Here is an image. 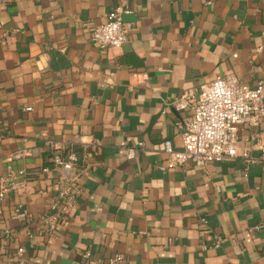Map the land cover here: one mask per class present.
I'll return each mask as SVG.
<instances>
[{
  "label": "crops",
  "instance_id": "1",
  "mask_svg": "<svg viewBox=\"0 0 264 264\" xmlns=\"http://www.w3.org/2000/svg\"><path fill=\"white\" fill-rule=\"evenodd\" d=\"M115 7L132 28L101 48L90 33ZM259 47L264 0H0V176L11 167L24 181L0 201V233L12 234L0 264H16L18 247L29 264H264V120L237 129L250 163L158 168L165 140L182 145L188 110L173 103L229 74L253 88ZM46 141L82 171L51 233L40 219L68 182Z\"/></svg>",
  "mask_w": 264,
  "mask_h": 264
},
{
  "label": "built area",
  "instance_id": "2",
  "mask_svg": "<svg viewBox=\"0 0 264 264\" xmlns=\"http://www.w3.org/2000/svg\"><path fill=\"white\" fill-rule=\"evenodd\" d=\"M126 13L128 11L124 8H113L106 15V21L92 29L90 40L101 48L121 47L126 43L132 28L130 23L122 19ZM263 49L264 47H259L256 50L261 52ZM173 104L176 110H188L180 123L182 145L180 149H174L169 140L164 141L163 151L167 158L165 164L158 167L159 170H171L187 163L204 166L236 157L242 158L246 163L252 161L246 149L239 151L236 133L241 124L257 126L264 120V78L257 81L253 88H249L231 74L216 77L209 83L199 85L193 93L183 92ZM46 144L51 149L53 163L64 171L63 180L68 182L65 187L58 185L57 200L49 205V212L40 219V231L51 233L78 202L82 171L76 170L79 157L74 151H66L50 141H46ZM18 156L19 154L15 155ZM133 156L134 149H128L127 157ZM23 183L19 173L7 167V172L0 176V201L8 192L22 187ZM15 213L17 216L26 215L20 206L16 207ZM253 229L259 230L260 226ZM0 239L11 240L10 230L1 231ZM213 239L216 245L220 242L216 235ZM24 251L23 247L15 250L13 255L16 264H29ZM84 256H88V253ZM122 263L123 258L119 254L108 259V264Z\"/></svg>",
  "mask_w": 264,
  "mask_h": 264
}]
</instances>
